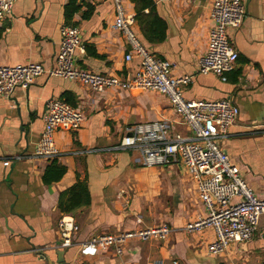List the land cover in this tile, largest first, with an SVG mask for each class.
Wrapping results in <instances>:
<instances>
[{
    "label": "crops",
    "instance_id": "crops-1",
    "mask_svg": "<svg viewBox=\"0 0 264 264\" xmlns=\"http://www.w3.org/2000/svg\"><path fill=\"white\" fill-rule=\"evenodd\" d=\"M153 1L165 21L166 35L162 42L146 47L168 60L174 75L193 76L183 88L185 98H229L238 107L230 136L219 144L247 185L264 199V0H242L246 16L229 33L238 58L225 81L213 73L197 72L211 26L212 0ZM67 2L16 0L12 16L0 21V65L53 67L60 27L72 24L80 29L84 45L77 66L121 77L135 74L139 58L125 60L128 44L113 26L111 0H77L79 10L70 21L64 15ZM126 6L135 13L129 0ZM65 93L83 111L84 119L78 130L56 132L60 155L55 159L66 172L59 181L45 184L42 175L51 160L4 161L32 152L44 127L46 101L65 99ZM157 120L167 121L174 133L189 134L166 95L152 90L96 92L45 73L27 88L17 87L9 97L0 96V264H48L45 256L56 262L58 251L63 252L60 264H263L264 215L251 240L231 242L224 254H209L205 246L213 239V230L184 228L206 210L181 163L143 166L136 150H104L117 145L127 127ZM78 180L86 182L90 203L71 213L79 230L73 244L64 248L57 225L63 213L58 197ZM162 223L171 229L165 240L129 239L121 254L108 250L89 256L79 251V243L92 236Z\"/></svg>",
    "mask_w": 264,
    "mask_h": 264
},
{
    "label": "built area",
    "instance_id": "built-area-1",
    "mask_svg": "<svg viewBox=\"0 0 264 264\" xmlns=\"http://www.w3.org/2000/svg\"><path fill=\"white\" fill-rule=\"evenodd\" d=\"M16 0H0V21L10 18ZM115 17L113 26L121 32L128 44L125 60L134 55L139 58V69L130 77L96 73L77 66L78 54L84 52L80 29L72 24L60 27V43L53 67L39 63L0 65V96L9 97L15 88H27L42 74L79 82L92 91L108 88L121 90L144 89L166 95L172 108L180 116L189 134L174 133L165 120L133 124L126 128L120 142L104 150L133 149L140 153L143 166H162L181 163L195 183L198 196L206 214L188 222L185 230L197 232L211 228L214 237L206 243L209 254H224L231 242H248L254 236L260 217L264 215V199L250 188L235 165L221 148L219 141L230 136L229 128L237 119L239 109L229 98L195 100L183 96V88L192 75L172 73V64L152 53L135 30V13L126 6L127 0H111ZM209 15L211 26L207 45L199 57L197 72L213 73L222 81L237 62L238 52L233 47L229 33L238 29L246 16L242 0H212ZM84 119L83 111L55 97L46 101L44 127L30 154L6 158H42L52 160L60 155L56 146L57 131H75ZM96 151V150H94ZM140 222V219H136ZM60 246L73 244L79 225L71 213H62L57 222ZM166 223L145 228H135L118 233H101L79 243L83 255L93 256L113 250L123 252L129 239L146 241L165 240L170 234ZM162 264V262H154ZM173 264H179L173 261ZM239 264H245L240 262Z\"/></svg>",
    "mask_w": 264,
    "mask_h": 264
},
{
    "label": "trees",
    "instance_id": "trees-1",
    "mask_svg": "<svg viewBox=\"0 0 264 264\" xmlns=\"http://www.w3.org/2000/svg\"><path fill=\"white\" fill-rule=\"evenodd\" d=\"M133 4L135 11V26L138 35L144 45L148 43L156 44L165 39L166 24L165 21L158 16L154 8L153 0H129ZM79 10L77 0H68L64 5V15L67 21H70L73 14ZM147 10V11H146ZM87 13H85L86 15ZM87 16V15H86ZM148 46V45H147ZM65 99L71 105L75 103L70 99L68 93H65ZM66 172V167L52 159L46 166L42 181L45 184H51L59 181ZM90 203V193L85 181H76L74 184L59 193L58 208L63 213H72L80 207ZM264 264V260H263Z\"/></svg>",
    "mask_w": 264,
    "mask_h": 264
},
{
    "label": "water",
    "instance_id": "water-1",
    "mask_svg": "<svg viewBox=\"0 0 264 264\" xmlns=\"http://www.w3.org/2000/svg\"><path fill=\"white\" fill-rule=\"evenodd\" d=\"M62 251H58L57 252V255H58V259H57V261L56 262H51L50 260H49V258L47 257V256H45V258H46V260H47V263L48 264H60L61 262H62Z\"/></svg>",
    "mask_w": 264,
    "mask_h": 264
},
{
    "label": "rangeland",
    "instance_id": "rangeland-1",
    "mask_svg": "<svg viewBox=\"0 0 264 264\" xmlns=\"http://www.w3.org/2000/svg\"><path fill=\"white\" fill-rule=\"evenodd\" d=\"M163 166V165H162Z\"/></svg>",
    "mask_w": 264,
    "mask_h": 264
}]
</instances>
